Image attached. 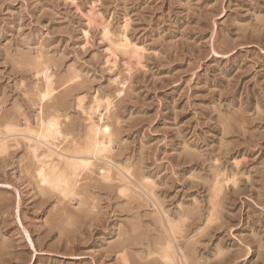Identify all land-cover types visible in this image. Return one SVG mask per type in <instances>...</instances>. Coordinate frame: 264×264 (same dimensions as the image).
<instances>
[{"label": "rangeland", "instance_id": "obj_1", "mask_svg": "<svg viewBox=\"0 0 264 264\" xmlns=\"http://www.w3.org/2000/svg\"><path fill=\"white\" fill-rule=\"evenodd\" d=\"M0 264H264V0H0Z\"/></svg>", "mask_w": 264, "mask_h": 264}, {"label": "bare ground", "instance_id": "obj_2", "mask_svg": "<svg viewBox=\"0 0 264 264\" xmlns=\"http://www.w3.org/2000/svg\"><path fill=\"white\" fill-rule=\"evenodd\" d=\"M121 41H122V43L120 45L122 47L129 48L131 46V44L128 42V39L126 37L123 36V39ZM135 48H136L135 50L137 51L138 48L137 47H135ZM133 49H134V47H133ZM135 50L133 51L134 53L136 52ZM135 55H136V53H135ZM102 119L103 118L100 117V120H98V121H100V123H98V121H96V122L91 121L92 124H91L90 130H89L90 131V133H89L90 134V140H89V142H88V144L86 146L87 148L85 150L86 151L85 153L88 156L79 157V158L78 157H73L75 159H73V158L72 159H67V160H65L66 161V165H67L66 167L71 168L72 170L73 169L76 170L75 168L78 165H80V166L83 165L85 167L89 165L88 167H90L92 165V164H90L91 163L90 158L92 156L93 157H97L98 155H101V153L103 151L106 150V144H105L104 139H105L106 135L109 134L108 133L109 132V128H108L109 125L107 126V125L103 124ZM46 126H49L50 128L49 129L47 128L48 130L46 129V133H41L38 136H39V138L41 137V138H43V140H46L44 142H47L48 143L49 142V138L52 136L53 133H55V132L57 133V130H56V123L55 122L49 121V123ZM85 142H86V140H85ZM54 168H55V166H54ZM54 168L52 167V168H47L46 169L44 167V165H43L40 168V170H38L39 177L41 178L40 180L44 183V185H48V186L54 187L56 189L59 188V190H61V188H62L63 189L62 190L63 192L68 191L69 186L72 187L71 186V183L70 182L68 183V180H67V178H68L67 175L68 174L65 175V174L62 173V171L60 173V172H58L59 170L56 172V170ZM71 169H69V170H71ZM68 184H70V185L68 186ZM72 185H73V183H72Z\"/></svg>", "mask_w": 264, "mask_h": 264}]
</instances>
